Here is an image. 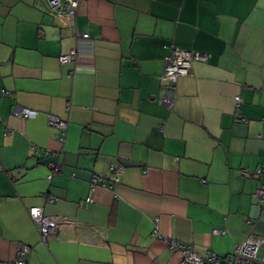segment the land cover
Wrapping results in <instances>:
<instances>
[{
    "label": "crops",
    "instance_id": "0c3cea01",
    "mask_svg": "<svg viewBox=\"0 0 264 264\" xmlns=\"http://www.w3.org/2000/svg\"><path fill=\"white\" fill-rule=\"evenodd\" d=\"M173 48L203 60L171 92ZM263 165L264 0H81L74 27L0 0V264H181L171 241L224 257L247 236L264 257ZM33 207L61 222L46 245Z\"/></svg>",
    "mask_w": 264,
    "mask_h": 264
},
{
    "label": "built area",
    "instance_id": "2783aa9c",
    "mask_svg": "<svg viewBox=\"0 0 264 264\" xmlns=\"http://www.w3.org/2000/svg\"><path fill=\"white\" fill-rule=\"evenodd\" d=\"M52 10L57 15L65 16L72 27L75 26L76 16L79 10L81 0H46ZM84 39L89 38L88 34L82 35ZM73 58V55H68L62 58L67 62ZM203 60L198 54L191 51H183L173 48L170 55L164 59V70L162 74V81L165 83L168 91L173 92L175 85L180 77L190 75L193 63ZM237 107L240 106L241 99L236 98ZM173 97L171 99H164V104L173 106ZM13 115L17 118H34L37 116L36 111L26 108L15 107ZM50 125L59 130L62 135L66 134L68 124L59 117L51 115L49 117ZM63 139V138H62ZM39 154V152L37 151ZM48 154V152H43ZM51 168V175L48 179L52 178L62 172V168L57 164H49ZM112 180L116 183L119 182V175L124 172L123 167L113 168ZM261 176L262 185L256 192V200L264 207V165L258 171ZM104 181V177L100 175L92 176V187ZM92 202L91 199L88 200ZM29 217L36 228L40 241L46 245L48 238L56 233L61 225V222L51 216H48L42 207H33L28 211ZM262 240L247 236L243 242L236 246V248L227 256H219L212 251H207L201 255L192 252L191 248L177 241H171L170 246L181 255V264H264V257L259 256ZM30 253V248L25 246L18 254V258L7 264H28L25 257Z\"/></svg>",
    "mask_w": 264,
    "mask_h": 264
},
{
    "label": "trees",
    "instance_id": "16d2710c",
    "mask_svg": "<svg viewBox=\"0 0 264 264\" xmlns=\"http://www.w3.org/2000/svg\"><path fill=\"white\" fill-rule=\"evenodd\" d=\"M260 182H261V181H260ZM261 185H262V182H261V184H260V187H261ZM260 187L258 188V190L260 189ZM258 190H257V191H258ZM257 191H256V192H257ZM255 197H256V193H255Z\"/></svg>",
    "mask_w": 264,
    "mask_h": 264
}]
</instances>
